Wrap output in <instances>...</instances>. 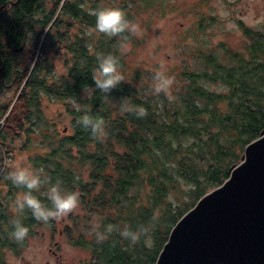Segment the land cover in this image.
Wrapping results in <instances>:
<instances>
[{"label":"trees","instance_id":"obj_1","mask_svg":"<svg viewBox=\"0 0 264 264\" xmlns=\"http://www.w3.org/2000/svg\"><path fill=\"white\" fill-rule=\"evenodd\" d=\"M3 2L0 80L17 94L0 127V264L3 248L18 252L37 227L56 229V217L37 220L28 208L15 207L27 189L8 177L14 166L2 159L4 151L15 149V137L22 139L17 148L29 151L26 167L49 178L31 190L43 204L51 206V182L78 194L81 210L69 213L61 231L88 250L84 264H154L175 222L229 176L264 126V27L238 20L246 38L241 47L220 42L200 50L198 66L183 65L177 72L182 83L166 91L129 65L124 46L137 41L132 31L108 35L94 26L99 7H118L130 23L154 3ZM33 30L31 55L18 58ZM105 54L117 59L122 77L109 92L92 79ZM56 60L61 70H55ZM43 98L62 103L69 115L65 130L45 115ZM8 108L9 102L0 106V119ZM84 114L103 121L101 134L79 123ZM16 219L27 228L20 240L11 235ZM141 227L146 230L139 232ZM125 228L138 231V238L121 235Z\"/></svg>","mask_w":264,"mask_h":264},{"label":"rangeland","instance_id":"obj_2","mask_svg":"<svg viewBox=\"0 0 264 264\" xmlns=\"http://www.w3.org/2000/svg\"><path fill=\"white\" fill-rule=\"evenodd\" d=\"M12 2V0H8ZM154 6L137 11L129 25H135L132 33L137 41H128L124 46L126 59L132 67L137 68L149 85L155 87V74L161 73L170 80L163 88L173 90L182 83L178 75L183 65L197 67L195 55L200 50L217 48L220 42L232 47H241L245 42L243 24L264 27V0H145ZM35 31L28 33L26 42L17 54L18 58L28 59L32 53ZM61 61H55V70H61ZM210 87L224 89L221 84ZM17 92L7 84L0 87V106L9 102V108L0 119V127L8 110L14 103ZM42 107L49 120L60 131L69 124V115L60 101L42 100ZM15 149L4 151L3 165L12 164L26 167V149H18L21 137L14 139ZM5 150L4 148L2 151ZM79 205L56 217V229L39 226L37 233L28 237L26 244L18 252L9 248L2 249L4 264H84L89 252L83 247L70 243L61 231L69 222V213L80 211Z\"/></svg>","mask_w":264,"mask_h":264},{"label":"water","instance_id":"obj_3","mask_svg":"<svg viewBox=\"0 0 264 264\" xmlns=\"http://www.w3.org/2000/svg\"><path fill=\"white\" fill-rule=\"evenodd\" d=\"M154 264H264V126L229 176L175 222Z\"/></svg>","mask_w":264,"mask_h":264},{"label":"clouds","instance_id":"obj_4","mask_svg":"<svg viewBox=\"0 0 264 264\" xmlns=\"http://www.w3.org/2000/svg\"><path fill=\"white\" fill-rule=\"evenodd\" d=\"M95 29L99 32L112 35L122 32L125 28L129 31L135 29V25H129L128 21L124 18V14L118 7L103 6L95 9ZM94 85L97 89L109 92L110 89L115 87L119 81L122 80L121 74L118 71V61L111 54H105L98 58V69L92 76ZM155 88L160 90L165 88L170 80L157 72L155 74ZM137 115L143 114V109H140ZM79 123L90 129L92 133L101 134L103 132V121L100 118H92L84 114L79 117ZM8 177L16 184L23 185L25 191L20 198L16 200L15 207L19 210L28 208L33 217L37 220L47 221L50 217H60L74 209L78 204V194L74 191L64 189L59 181L51 182L48 184L46 195L50 201V207L46 206L33 194L31 190L39 188L41 185L48 181V177H43L37 172L27 167L13 168ZM111 230V225L106 226ZM146 229L141 227L139 232ZM27 232L26 226L19 220L13 221V229L11 235L17 239H23ZM139 232L136 230H129L125 228L122 230L121 235L127 237L131 241L138 238Z\"/></svg>","mask_w":264,"mask_h":264},{"label":"flooded vegetation","instance_id":"obj_5","mask_svg":"<svg viewBox=\"0 0 264 264\" xmlns=\"http://www.w3.org/2000/svg\"><path fill=\"white\" fill-rule=\"evenodd\" d=\"M0 84H3V85H4V84H6V83H4V80H0Z\"/></svg>","mask_w":264,"mask_h":264}]
</instances>
